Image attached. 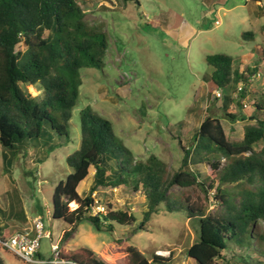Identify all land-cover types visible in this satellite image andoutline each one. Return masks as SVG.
I'll use <instances>...</instances> for the list:
<instances>
[{"label": "trees", "instance_id": "16d2710c", "mask_svg": "<svg viewBox=\"0 0 264 264\" xmlns=\"http://www.w3.org/2000/svg\"><path fill=\"white\" fill-rule=\"evenodd\" d=\"M241 37L254 40L256 33L244 31ZM20 43L25 45L23 50L18 49ZM109 48L107 31L103 25H93L86 19L79 0H0V145L4 170L14 184L12 164L27 153L30 140L52 133L70 136L69 123L83 83L82 70L103 68ZM206 62L214 68L209 98H218L216 89H232L238 92L236 104L243 108L244 97L249 92L256 93L249 89L248 82L258 68L240 71L234 67V57L222 52L208 54ZM241 81L246 85L239 90L236 85ZM22 85L36 86L42 93L32 95ZM253 106L254 115L248 117L253 122L244 124L240 139L231 137L220 117L206 115L195 129L191 144L182 145L184 153L177 169L156 154L138 158L116 133L109 118L91 105L82 108L80 145L66 157L71 171L55 186L52 195L51 215L67 223L59 243V258L68 264H112L108 258L117 248V241H112L102 253L89 247H66L79 224L88 220L96 230L108 232H114L115 224L133 226L135 234L145 230L163 206L169 212L182 211L189 219L197 220L198 238L187 249L189 259L197 264H220L225 259L224 251L229 250L232 258L242 264H264V247L260 246H264V233L259 230L264 222L263 94ZM226 109L224 115L231 122L246 119L241 112L228 106ZM261 142L263 146L255 148ZM200 164L210 167L207 177L198 169ZM91 172L92 184L83 195L79 186ZM28 173L36 176L35 172ZM121 185L146 193L148 209L140 222L136 214L111 204L94 211L98 205L95 191ZM175 186L196 187L205 196L215 188L219 210L209 212L202 201H192L190 196L175 192ZM6 196L8 209L0 208L6 219L4 224L0 222V238L12 235L10 227L16 222H28L18 187L13 185ZM150 254L130 245L119 264H174L173 253ZM37 257L43 258L40 250ZM225 261L233 264L229 259ZM0 264H5L1 255Z\"/></svg>", "mask_w": 264, "mask_h": 264}, {"label": "rangeland", "instance_id": "374dc122", "mask_svg": "<svg viewBox=\"0 0 264 264\" xmlns=\"http://www.w3.org/2000/svg\"><path fill=\"white\" fill-rule=\"evenodd\" d=\"M139 1V4L133 1L124 4L121 0H79L86 11V19L93 25H103L107 31L110 48L103 68L86 67L82 70L83 83L69 123L70 136L52 133L30 140L27 153L16 158L11 167L16 184L4 170L0 145V208L8 209L6 192L16 185L28 215L27 223L21 225L16 222L10 227V232L34 231V220L40 216L44 230L51 234V238L43 237L41 240L43 263L25 262L0 246V255L5 264H47L46 261L53 258L51 242L60 243L67 223L51 215L52 195L55 186L60 180H65L71 171L66 157L80 145L79 114L82 108L91 105L109 118L114 123L116 133L138 158L146 159L156 154L172 169H177L184 153L182 145L188 147L191 144L192 134L207 106L206 95L201 96L203 81L211 73L206 56L227 53L234 57L235 65H257L264 72V60H261L259 53L264 49V35L252 23L242 22L241 18L248 15L246 7L226 9L227 14L221 15L222 21L217 24L216 20L220 18L217 2ZM250 29L258 32L257 37L254 40L243 39L242 31ZM24 48L23 43L18 45V49ZM22 86L32 95L42 93L36 86ZM250 88L256 93L249 92L250 96H245L247 105L241 108L235 102L231 110L241 112L245 109L248 113L254 107V100L264 95V73L260 77L252 76ZM224 99H219L220 103ZM223 121L231 137H243L244 121L236 122L233 130L225 118ZM262 146L263 142L255 145V148ZM39 157L43 160L38 161ZM222 162L225 164L226 159L223 158ZM197 167L203 176H208V165L200 164ZM28 172H35L36 176ZM93 174L91 172L80 184L81 194L88 192ZM173 189L190 196L192 201H202L209 212L219 210V203L214 197L215 188L207 196L196 187L175 186ZM94 194L101 206L111 204L115 208L128 210L136 214L138 222L148 209V198L142 189L134 190L126 185L113 188L104 186ZM0 222H6L1 211ZM132 229L133 226L115 224L114 232L98 231L90 221L84 220L66 247H89L102 253L112 241H117V248L108 258L112 264L122 263L126 248L130 245L139 247L145 254L169 251L173 253L174 264H197L189 259L187 249L198 238V223L195 219H189L185 212H169L162 206L146 224L145 230L133 234ZM259 230L264 233V222L260 223ZM224 254V258L233 264H242L237 258H232V250L224 251ZM225 259H221L220 264H227ZM52 264L68 263L60 260Z\"/></svg>", "mask_w": 264, "mask_h": 264}, {"label": "crops", "instance_id": "0c3cea01", "mask_svg": "<svg viewBox=\"0 0 264 264\" xmlns=\"http://www.w3.org/2000/svg\"><path fill=\"white\" fill-rule=\"evenodd\" d=\"M209 1H213L214 3L217 2L216 4H218V11L220 12L219 13L220 14V18L216 20L217 24H220L221 21H222L221 15L223 16V15L227 14L226 9L227 10H236V9H241L243 7H246L247 10H248V13H247L248 15L241 18L242 22L252 23L254 26L259 28L258 30L264 35V31L262 29V27L264 26V0H209ZM250 30H253V29H250ZM253 31L256 33V37H257V33L258 32L255 31V30H253ZM242 32H244V31H242ZM259 53L262 55L261 60L262 59L264 60V49L262 51H259ZM209 66L211 67L210 68V72L211 73H210L208 78L205 77V79L203 81V84H202L203 88H204V91L201 92V96L204 97L206 95L207 106H206V109L203 112L204 116L202 117V119L200 121V124H201L202 120L204 119V117L206 115H213V116H216V117H220L222 120H223V118H225V120L228 121L230 123V125L232 126L231 127L232 130L234 129L233 125L236 122H239V121H244L245 123L246 122H250V121L253 122V120L248 119V117L254 115V108L253 107L251 108V110H249L248 113H246L245 109L241 110L242 116L246 117L245 120L238 119L235 122H231L230 120H228V118L225 117L224 110H227L226 109L227 106H228L229 109H232L233 104L238 100V92H235L232 89H230V90L221 89L222 94L215 101H213V100H211V98H209V80H210V77H211L212 72L214 70L213 66H211V65H209ZM255 66L258 68V72H260L261 75H262V73H264V72L263 71L261 72L260 67L257 66V65H254L253 67H255ZM234 67L238 68L240 71H244L247 68H249L248 66L247 67H241V65L239 66V65H235V64H234ZM239 83L240 82H238L236 86H238ZM225 90H226L227 93H225ZM205 91H206V93H205ZM232 91H234V92H232ZM249 96H250V94H249ZM223 97L225 99H224V101L222 103H220L219 99H221ZM245 102H246V100H245V97H244L243 104L247 105V104H245ZM198 106L200 107V104ZM223 123H224V121H223ZM200 124L198 125V127L200 126ZM192 136H193V134H192Z\"/></svg>", "mask_w": 264, "mask_h": 264}, {"label": "built area", "instance_id": "2783aa9c", "mask_svg": "<svg viewBox=\"0 0 264 264\" xmlns=\"http://www.w3.org/2000/svg\"><path fill=\"white\" fill-rule=\"evenodd\" d=\"M261 73L257 72L253 77H260ZM252 80V76L249 79V82ZM246 83L240 82L238 84V89L242 90L245 87ZM217 97H220L222 92L220 89H216L214 91ZM97 210H104V206L98 204L94 211ZM35 229L34 231H18L10 236L5 238H0V246L7 249L20 259L28 263H43V260L37 257V252L41 248V240L43 237L51 238V234L49 231L44 230V224L42 218L36 217L34 220ZM51 252H52V259L46 261V263H56L59 262L61 259L59 258L60 254V245L59 242H51ZM163 255H169V251H163ZM63 261V260H62ZM185 263V262H184Z\"/></svg>", "mask_w": 264, "mask_h": 264}]
</instances>
